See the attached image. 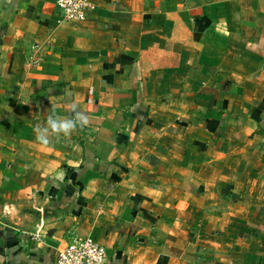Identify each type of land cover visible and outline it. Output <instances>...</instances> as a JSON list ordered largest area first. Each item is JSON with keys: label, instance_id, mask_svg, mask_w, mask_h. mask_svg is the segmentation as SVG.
<instances>
[{"label": "crops", "instance_id": "1", "mask_svg": "<svg viewBox=\"0 0 264 264\" xmlns=\"http://www.w3.org/2000/svg\"><path fill=\"white\" fill-rule=\"evenodd\" d=\"M91 1L0 0V264H264V0Z\"/></svg>", "mask_w": 264, "mask_h": 264}, {"label": "built area", "instance_id": "2", "mask_svg": "<svg viewBox=\"0 0 264 264\" xmlns=\"http://www.w3.org/2000/svg\"><path fill=\"white\" fill-rule=\"evenodd\" d=\"M63 22H84L93 8L91 0H56ZM107 248L91 235L72 234L57 253L54 264H105Z\"/></svg>", "mask_w": 264, "mask_h": 264}, {"label": "clouds", "instance_id": "3", "mask_svg": "<svg viewBox=\"0 0 264 264\" xmlns=\"http://www.w3.org/2000/svg\"><path fill=\"white\" fill-rule=\"evenodd\" d=\"M71 115L59 116L49 111L46 123L35 128L37 143L42 148H50L53 145V137L59 141L61 137L68 138L78 130H83L89 124V116L83 113L75 104L70 106ZM64 171L54 173V181H63Z\"/></svg>", "mask_w": 264, "mask_h": 264}]
</instances>
